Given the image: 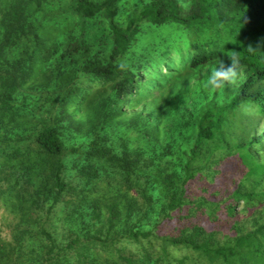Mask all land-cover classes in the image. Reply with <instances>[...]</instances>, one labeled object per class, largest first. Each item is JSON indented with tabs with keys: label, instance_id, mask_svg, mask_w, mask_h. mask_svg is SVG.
Instances as JSON below:
<instances>
[{
	"label": "trees",
	"instance_id": "trees-1",
	"mask_svg": "<svg viewBox=\"0 0 264 264\" xmlns=\"http://www.w3.org/2000/svg\"><path fill=\"white\" fill-rule=\"evenodd\" d=\"M233 55L234 91L199 87ZM263 149L264 0H0V264H264L263 216L189 218L264 203ZM234 153L227 198L190 193Z\"/></svg>",
	"mask_w": 264,
	"mask_h": 264
},
{
	"label": "rangeland",
	"instance_id": "rangeland-1",
	"mask_svg": "<svg viewBox=\"0 0 264 264\" xmlns=\"http://www.w3.org/2000/svg\"><path fill=\"white\" fill-rule=\"evenodd\" d=\"M212 67L213 65L210 67H206L201 71H197V74H195L194 79L195 82L199 84V87L204 88L203 84L206 80L207 75L206 70H210ZM234 88H236V86H226L222 89V93L224 95H227L234 91ZM207 91L211 94V91ZM261 127L262 125L259 126V131L262 130ZM65 139L67 145L69 146L68 148L72 147L71 142H75V144H78V142H76L74 139L70 140V138H68L67 136H65ZM254 152L259 155V160H264V149L263 151L258 152V150H255ZM246 169L247 168L242 162L238 153L227 155L218 165V172L215 175L214 182H206L205 180H194V182H192L193 184L190 183L191 185L189 187V191L193 195L203 194L208 198H227L228 194L232 190L231 188H233L235 183H237V181L243 175ZM243 208L244 203L242 201H239L236 207V212L231 216H229L230 214H227V211L224 206L219 207L215 214H212L210 212L207 213L201 208H198L193 213H191L189 218L193 222H198L204 225L207 229L216 228L220 234H223L226 232H232L231 222L235 218H238L239 220H244L243 217H245L246 226L248 228H251L253 223L251 219H253V217H255L256 215L264 217V210H262L264 208V203H262L259 207L253 205L246 207V209ZM13 222V215L0 202V234L5 237L9 236L10 226L13 224ZM172 227L173 225L164 223L156 226V231L159 233H168L172 229ZM118 245L125 252L136 251L139 246L138 244V246H136V243L130 244L126 241L120 242ZM185 252L186 251L184 249H172V253L176 256H182L185 254ZM136 254H138V251Z\"/></svg>",
	"mask_w": 264,
	"mask_h": 264
},
{
	"label": "clouds",
	"instance_id": "clouds-1",
	"mask_svg": "<svg viewBox=\"0 0 264 264\" xmlns=\"http://www.w3.org/2000/svg\"><path fill=\"white\" fill-rule=\"evenodd\" d=\"M249 50H252L251 46H249ZM229 59L231 61L230 65H226L224 60L220 59L216 62V66L206 70V80L203 84L206 90L216 92L226 86L235 87L238 85L242 77L239 60L234 55L230 56Z\"/></svg>",
	"mask_w": 264,
	"mask_h": 264
}]
</instances>
